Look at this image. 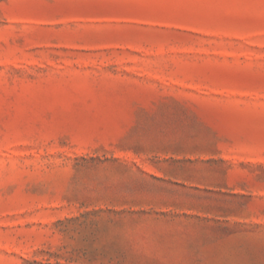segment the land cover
I'll use <instances>...</instances> for the list:
<instances>
[{
  "label": "rangeland",
  "instance_id": "obj_1",
  "mask_svg": "<svg viewBox=\"0 0 264 264\" xmlns=\"http://www.w3.org/2000/svg\"><path fill=\"white\" fill-rule=\"evenodd\" d=\"M0 264H264V0H0Z\"/></svg>",
  "mask_w": 264,
  "mask_h": 264
}]
</instances>
